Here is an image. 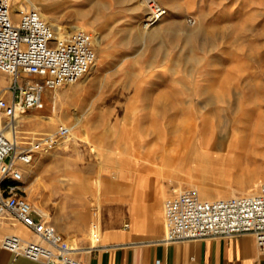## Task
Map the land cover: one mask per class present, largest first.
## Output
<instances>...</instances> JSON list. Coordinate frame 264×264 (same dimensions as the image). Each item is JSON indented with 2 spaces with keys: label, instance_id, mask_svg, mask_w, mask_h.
Returning <instances> with one entry per match:
<instances>
[{
  "label": "rangeland",
  "instance_id": "obj_1",
  "mask_svg": "<svg viewBox=\"0 0 264 264\" xmlns=\"http://www.w3.org/2000/svg\"><path fill=\"white\" fill-rule=\"evenodd\" d=\"M63 2L57 23L98 33L97 62L87 77L48 90L43 108L20 114L10 137L26 144L67 125V137L99 161L103 151L142 150L170 194L194 188L218 199L257 191L264 179V0H157L167 14L155 32L142 23L146 0ZM80 10L84 24L75 23ZM91 15L103 23L90 24ZM10 83L0 70V95L10 97Z\"/></svg>",
  "mask_w": 264,
  "mask_h": 264
},
{
  "label": "built area",
  "instance_id": "obj_2",
  "mask_svg": "<svg viewBox=\"0 0 264 264\" xmlns=\"http://www.w3.org/2000/svg\"><path fill=\"white\" fill-rule=\"evenodd\" d=\"M148 1L142 21L146 28L167 14L157 0ZM98 46L96 32L77 26L59 38L38 6L0 0V70L11 76L10 97L0 95V218L12 216L37 236L5 235L1 245L15 256L45 264H85L76 256L77 247L28 199L24 186L26 169L69 136L70 127L61 124L38 140L20 144L8 135V122L43 108L48 90L80 81L96 63ZM164 219V242L252 234L264 251V179L256 192L228 198L205 199L194 188L175 190L164 202Z\"/></svg>",
  "mask_w": 264,
  "mask_h": 264
},
{
  "label": "crops",
  "instance_id": "obj_3",
  "mask_svg": "<svg viewBox=\"0 0 264 264\" xmlns=\"http://www.w3.org/2000/svg\"><path fill=\"white\" fill-rule=\"evenodd\" d=\"M33 1L56 22L67 5L63 0ZM84 17L82 10L76 11L75 23L84 24ZM99 18L91 15L89 23H103ZM61 142L26 169L25 194L77 247L83 263L264 264V251L252 234L164 242V202L170 185L146 166L142 150L103 151L99 161L96 153L72 138ZM9 233L37 239L16 218H0V264H45L5 249L1 241Z\"/></svg>",
  "mask_w": 264,
  "mask_h": 264
},
{
  "label": "bare ground",
  "instance_id": "obj_4",
  "mask_svg": "<svg viewBox=\"0 0 264 264\" xmlns=\"http://www.w3.org/2000/svg\"><path fill=\"white\" fill-rule=\"evenodd\" d=\"M145 2V1H144ZM149 1L148 0H146V5L148 6L149 5V3H148ZM36 5V4H35ZM36 6H39V5H36ZM39 8L42 10V12L44 13V15L50 20V22L53 24V26H54V28H55V34L59 37V38H63L64 36H62V33H60V31H61V29L63 28V26L61 25V24H59V23H57V22H55L53 19H51V16L44 10V9H42L40 6H39ZM158 26V25H157ZM157 26H155V27H151L152 29H151V31L152 32H155L154 30H155V28H156V30H157ZM99 42L101 43V38L99 37ZM97 62V61H96ZM96 64V63H95ZM94 64V65H95ZM93 68V67H92ZM91 68V69H92ZM90 69V70H91ZM90 70H89V72H90ZM88 72V73H89ZM87 73V74H88ZM86 74V75H87ZM85 75V76H86ZM84 76V77H85ZM83 77V78H84ZM87 77V76H86ZM82 78V79H83ZM18 116H20V114L18 115ZM15 123H12L11 121L10 122H8V130H11V129H13L12 127H13V125H14ZM71 130V129H70ZM17 132V131H16ZM13 134V133H12ZM8 135L10 136V131H9V133H8ZM235 145H237V146H239V143H236ZM204 191H205V193L208 191V189H206V188H204Z\"/></svg>",
  "mask_w": 264,
  "mask_h": 264
}]
</instances>
